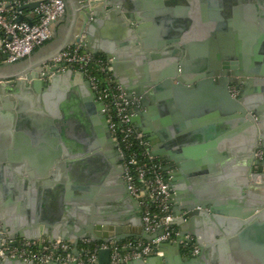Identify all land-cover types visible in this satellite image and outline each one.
<instances>
[{
	"label": "water",
	"instance_id": "water-1",
	"mask_svg": "<svg viewBox=\"0 0 264 264\" xmlns=\"http://www.w3.org/2000/svg\"><path fill=\"white\" fill-rule=\"evenodd\" d=\"M64 1L70 31L53 56L81 44L110 58L140 101L132 122L170 171L178 241L126 264H264V2ZM49 59L0 63V229L14 243L152 241L162 228H144L104 104L83 72ZM188 238L198 254H183Z\"/></svg>",
	"mask_w": 264,
	"mask_h": 264
},
{
	"label": "built area",
	"instance_id": "built-area-1",
	"mask_svg": "<svg viewBox=\"0 0 264 264\" xmlns=\"http://www.w3.org/2000/svg\"><path fill=\"white\" fill-rule=\"evenodd\" d=\"M36 4L31 8L30 5ZM66 14L64 0H0V62L16 63L33 55L53 37L54 27ZM64 63L63 69L81 71L91 82L104 112L118 149L125 155L124 178L132 195L142 207V220L149 234L162 228V233L152 241L127 238L114 241L81 239L76 246L73 240H19L14 243L0 229V260L16 258L42 264L58 262L69 264H99L101 250L110 249V264H126L133 258L160 254L161 243L178 241L180 230L172 226L174 218L170 203V177L164 163L153 156L147 136L132 122V116L141 109L138 99H132L116 81L112 60L101 54L94 55L81 44L68 45L53 56L47 64ZM238 89L232 86L236 96ZM256 156L264 158V150ZM181 240L183 254L196 255L199 247L193 241ZM78 251V254L75 251Z\"/></svg>",
	"mask_w": 264,
	"mask_h": 264
},
{
	"label": "crops",
	"instance_id": "crops-1",
	"mask_svg": "<svg viewBox=\"0 0 264 264\" xmlns=\"http://www.w3.org/2000/svg\"><path fill=\"white\" fill-rule=\"evenodd\" d=\"M232 5H247V4H253V5H260L264 0H230L229 1ZM243 20H246L244 17H242ZM69 17L67 14L56 24L54 27V34L52 39L42 48L37 50L33 55L27 57L25 59V63L28 64L27 66L32 67L36 69L38 64L42 61H45L53 56V53L60 47V45L65 41L66 37L69 34ZM237 44H240L241 42L244 43L246 40H243L241 35L237 37ZM24 64V63H23Z\"/></svg>",
	"mask_w": 264,
	"mask_h": 264
},
{
	"label": "flooded vegetation",
	"instance_id": "flooded-vegetation-1",
	"mask_svg": "<svg viewBox=\"0 0 264 264\" xmlns=\"http://www.w3.org/2000/svg\"><path fill=\"white\" fill-rule=\"evenodd\" d=\"M21 62H25V59H24L23 61H21ZM21 62H20V63H21ZM237 79H240V78L237 77ZM165 165H166V164L164 163V166H165ZM169 172H170V171H166V173H169Z\"/></svg>",
	"mask_w": 264,
	"mask_h": 264
},
{
	"label": "trees",
	"instance_id": "trees-1",
	"mask_svg": "<svg viewBox=\"0 0 264 264\" xmlns=\"http://www.w3.org/2000/svg\"><path fill=\"white\" fill-rule=\"evenodd\" d=\"M38 50H39V49H38ZM101 55H103V56H106V55H105V54H103V53H102ZM0 63H2V62H0ZM159 160H160V159H159Z\"/></svg>",
	"mask_w": 264,
	"mask_h": 264
}]
</instances>
